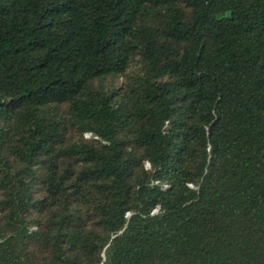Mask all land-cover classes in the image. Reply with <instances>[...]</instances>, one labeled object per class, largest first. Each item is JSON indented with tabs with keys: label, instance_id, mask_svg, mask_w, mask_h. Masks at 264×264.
Listing matches in <instances>:
<instances>
[{
	"label": "trees",
	"instance_id": "obj_1",
	"mask_svg": "<svg viewBox=\"0 0 264 264\" xmlns=\"http://www.w3.org/2000/svg\"><path fill=\"white\" fill-rule=\"evenodd\" d=\"M0 264H264V0H0Z\"/></svg>",
	"mask_w": 264,
	"mask_h": 264
}]
</instances>
